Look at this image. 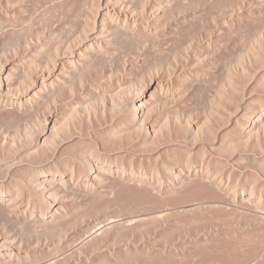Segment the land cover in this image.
Returning a JSON list of instances; mask_svg holds the SVG:
<instances>
[{
	"label": "bare ground",
	"instance_id": "bare-ground-1",
	"mask_svg": "<svg viewBox=\"0 0 264 264\" xmlns=\"http://www.w3.org/2000/svg\"><path fill=\"white\" fill-rule=\"evenodd\" d=\"M0 264H264V0H0Z\"/></svg>",
	"mask_w": 264,
	"mask_h": 264
}]
</instances>
